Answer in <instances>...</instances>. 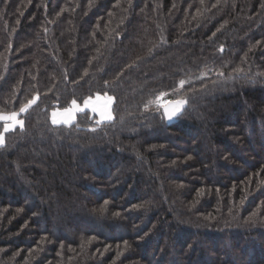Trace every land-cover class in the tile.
<instances>
[{"label": "trees", "instance_id": "obj_1", "mask_svg": "<svg viewBox=\"0 0 264 264\" xmlns=\"http://www.w3.org/2000/svg\"><path fill=\"white\" fill-rule=\"evenodd\" d=\"M98 93L111 122L52 124ZM34 97L0 264H264V0H0V112Z\"/></svg>", "mask_w": 264, "mask_h": 264}, {"label": "snow or ice", "instance_id": "obj_2", "mask_svg": "<svg viewBox=\"0 0 264 264\" xmlns=\"http://www.w3.org/2000/svg\"><path fill=\"white\" fill-rule=\"evenodd\" d=\"M219 75H223V73H219ZM185 84V81H180V86L182 87ZM163 96V94H161ZM106 101L103 107L97 106V104L92 101V98L89 97L88 99L84 100L83 106L79 105L75 99L71 102V107L64 108L62 111H53L51 113V122L53 125H65L70 126L74 119L76 112H83L86 109L90 110L93 114L99 116V120L97 123H105L111 122L114 117L111 112V103L113 101V97L107 96L105 93ZM38 97H34L32 100H29L27 104H24L20 107L19 111H13L10 113L0 112V124L3 125L0 128V145L5 143V134L9 131L15 130L19 127L23 130L24 121L20 119V116L28 111V109L35 103ZM100 99L99 93L97 94V100ZM159 99V98H158ZM186 100H175V101H168L167 104H161L159 107L163 108L164 116L168 120H172L173 118L177 117L182 113L184 106L186 105ZM95 130V129H93Z\"/></svg>", "mask_w": 264, "mask_h": 264}, {"label": "rangeland", "instance_id": "obj_3", "mask_svg": "<svg viewBox=\"0 0 264 264\" xmlns=\"http://www.w3.org/2000/svg\"><path fill=\"white\" fill-rule=\"evenodd\" d=\"M97 95V94H96ZM96 95H94V96H96ZM100 95V99L99 100H97V97L94 99V100H92V101H94L96 104H97V106H99V107H103L104 106V104H105V101H106V97H105V94L104 95H102L101 96V94H99ZM108 96V95H107ZM88 98V97H87ZM163 103H165V100L164 99H162V101L160 102V104H163ZM69 106H67V107H65V108H68ZM64 108H62V109H59V108H56V109H53L54 111H57V110H59V111H62ZM53 110H51V112L53 111ZM85 111H88L89 113H90V116H93L94 117V120L95 121H97V120H99V116L98 115H96V114H93L90 110H85ZM51 112H50V120H51ZM76 113H78V112H76ZM75 113V114H76Z\"/></svg>", "mask_w": 264, "mask_h": 264}, {"label": "water", "instance_id": "obj_4", "mask_svg": "<svg viewBox=\"0 0 264 264\" xmlns=\"http://www.w3.org/2000/svg\"><path fill=\"white\" fill-rule=\"evenodd\" d=\"M180 99L185 100L184 98H177V99H173V100H169V101H175V100H180ZM167 102H168V101H166V102L163 103V104H167ZM186 104H187V103H186ZM185 107H186V105L184 106V108H185ZM184 108H183V110H184ZM183 110H182V112H183ZM161 111H162L163 118H164L166 124H168V125L177 122L179 116L182 114V113H181L180 115H178L177 117L173 118L172 120H168V119H166L165 116H164V112H163V108H162V107H161Z\"/></svg>", "mask_w": 264, "mask_h": 264}, {"label": "crops", "instance_id": "obj_5", "mask_svg": "<svg viewBox=\"0 0 264 264\" xmlns=\"http://www.w3.org/2000/svg\"><path fill=\"white\" fill-rule=\"evenodd\" d=\"M101 96H102V95H101ZM96 97H97V95H96V96H92L91 98H92V100H94ZM88 98H89V97H88ZM88 98H85V99H88ZM85 99H84V100H85ZM84 100H83L82 102H80V103H78V102H77V103H78L79 105L83 106V104H84ZM111 105H112V103H111ZM71 106H72V105L70 104L69 107H71ZM53 111H54V110H53ZM53 111H52V112H53ZM52 112H51V113H52Z\"/></svg>", "mask_w": 264, "mask_h": 264}]
</instances>
